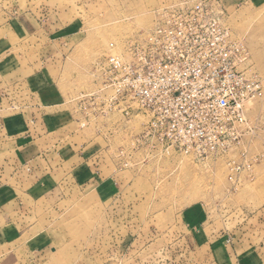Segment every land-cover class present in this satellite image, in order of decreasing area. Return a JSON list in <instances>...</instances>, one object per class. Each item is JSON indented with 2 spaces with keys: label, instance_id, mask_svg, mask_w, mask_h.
Segmentation results:
<instances>
[{
  "label": "rangeland",
  "instance_id": "rangeland-1",
  "mask_svg": "<svg viewBox=\"0 0 264 264\" xmlns=\"http://www.w3.org/2000/svg\"><path fill=\"white\" fill-rule=\"evenodd\" d=\"M174 1L0 0V94L13 92L19 110L31 94V66L43 68L36 81L59 90L60 110L74 118L77 133L64 148L74 143L91 170L81 174L78 186H61L54 176L52 185L38 189L42 198L23 199L28 209L17 216L13 249L30 264H196L205 249L187 245L181 220L191 205L207 210L205 235L211 241L231 245L240 233L263 246L264 0H217L247 52L241 68L263 84L247 105L251 130L237 151L205 160L172 155L145 162L125 154L120 161L122 147L130 150L131 130L121 129L116 110L94 116L90 109L87 124L77 122L78 97L100 87L95 62L122 53L130 39L152 27L155 10ZM11 66L28 69L16 78V90L5 91ZM118 171L125 185L88 184L89 178L100 182ZM5 222L4 228H12ZM6 252L0 247L1 256Z\"/></svg>",
  "mask_w": 264,
  "mask_h": 264
},
{
  "label": "built area",
  "instance_id": "built-area-1",
  "mask_svg": "<svg viewBox=\"0 0 264 264\" xmlns=\"http://www.w3.org/2000/svg\"><path fill=\"white\" fill-rule=\"evenodd\" d=\"M224 10L217 0L157 8L151 28L130 39L122 53L95 62L100 87L78 97L77 122L85 126L90 109L94 116L116 110L121 129L131 130L130 150L122 147L120 161L125 154L145 162L237 151L251 130L247 105L263 84L241 68L247 52ZM134 119L139 126L130 128Z\"/></svg>",
  "mask_w": 264,
  "mask_h": 264
},
{
  "label": "crops",
  "instance_id": "crops-1",
  "mask_svg": "<svg viewBox=\"0 0 264 264\" xmlns=\"http://www.w3.org/2000/svg\"><path fill=\"white\" fill-rule=\"evenodd\" d=\"M31 68L34 71L33 80L24 75L29 84L27 91L31 94L21 103L23 107L17 110L13 92L0 94V247L7 248V252L0 255V264L32 262L26 257H19L13 249L16 248L12 238L15 236L17 216L28 209L23 199L42 198L43 194H37L38 189L42 190L48 183L52 185L54 176L60 180L61 186L69 183L75 187L80 185L81 174L91 171L84 167L90 164H84L81 151L74 150V143L67 146L68 150L64 148L68 143L66 140L74 138L77 131L73 129L74 118L60 110L64 104L63 94L36 81L37 76L44 72L43 68ZM27 69L9 67V86L5 91L16 90L20 81L16 78L26 74ZM81 153L84 154L83 151ZM97 179L99 177L89 178L88 184L99 185L104 189L126 184L121 171L100 182ZM207 219V210L198 205L188 206L181 212V220L187 230L185 234L189 233L187 245L191 249H205L196 264H264V241L263 246H260L261 243L258 246V243L245 241L239 236L240 233L231 245L223 240L211 241V237L205 235ZM4 221L7 225L10 222L12 228H4ZM261 231L264 232V229Z\"/></svg>",
  "mask_w": 264,
  "mask_h": 264
}]
</instances>
